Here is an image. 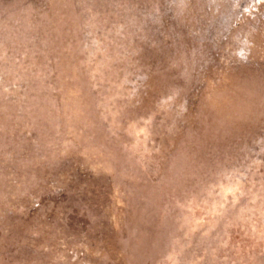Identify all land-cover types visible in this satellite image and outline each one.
<instances>
[{
	"label": "rangeland",
	"instance_id": "1",
	"mask_svg": "<svg viewBox=\"0 0 264 264\" xmlns=\"http://www.w3.org/2000/svg\"><path fill=\"white\" fill-rule=\"evenodd\" d=\"M0 264H264V0H0Z\"/></svg>",
	"mask_w": 264,
	"mask_h": 264
}]
</instances>
